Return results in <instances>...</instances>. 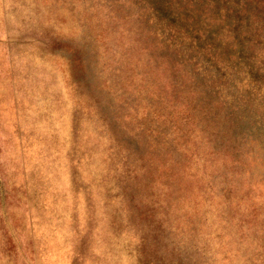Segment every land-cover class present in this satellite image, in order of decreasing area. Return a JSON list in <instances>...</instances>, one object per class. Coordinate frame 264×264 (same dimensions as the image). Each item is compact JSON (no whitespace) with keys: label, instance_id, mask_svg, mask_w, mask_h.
Listing matches in <instances>:
<instances>
[{"label":"rangeland","instance_id":"rangeland-1","mask_svg":"<svg viewBox=\"0 0 264 264\" xmlns=\"http://www.w3.org/2000/svg\"><path fill=\"white\" fill-rule=\"evenodd\" d=\"M0 264H264V0H0Z\"/></svg>","mask_w":264,"mask_h":264}]
</instances>
